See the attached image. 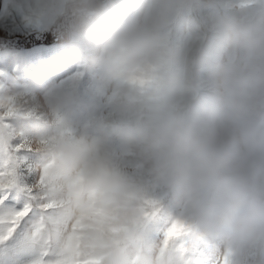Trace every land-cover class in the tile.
<instances>
[{
    "label": "clouds",
    "instance_id": "1",
    "mask_svg": "<svg viewBox=\"0 0 264 264\" xmlns=\"http://www.w3.org/2000/svg\"><path fill=\"white\" fill-rule=\"evenodd\" d=\"M42 7H52L40 0ZM60 35L97 70L136 116L124 139L152 180L172 190L200 230L230 248H249L264 260V4L243 0H57ZM200 18L207 40L174 43L178 20ZM233 53L234 55H228ZM24 136L39 145L61 173L55 195L76 217L86 216L89 189L109 190L123 212L143 197L120 157L97 139L77 136L40 115L37 100L18 94ZM133 194L128 198V194ZM64 249L72 241L47 230ZM128 264L118 246L80 239ZM123 244L143 264H173L145 236L143 223Z\"/></svg>",
    "mask_w": 264,
    "mask_h": 264
},
{
    "label": "rangeland",
    "instance_id": "2",
    "mask_svg": "<svg viewBox=\"0 0 264 264\" xmlns=\"http://www.w3.org/2000/svg\"><path fill=\"white\" fill-rule=\"evenodd\" d=\"M49 2L52 7H42L40 0H0V95L22 93L25 99L41 103L39 114L44 119L70 129L77 136L99 140L103 147L121 158L134 180L142 181L143 197L137 206L117 212L108 198L109 190L89 189L86 192L87 215L76 217L55 195L61 176L55 159L39 147L43 139L28 137L34 150L25 153L29 176L35 179L37 173H43V183L37 187L41 203L51 205L45 213L46 228L71 240V249L81 261L110 264L107 253L81 246L80 239L90 235L96 241L118 246L128 264H143L139 253L132 251L123 241L131 238L134 226L143 223L146 239L161 254V241L155 234V227H163V223L155 225L150 215L154 204L161 210L162 221L181 218L200 226L195 217L179 204L172 190L152 180L142 161L125 141V128L134 121L136 114L125 107L96 69L68 47L57 26V0ZM242 2L232 0L235 6ZM254 2L264 4V0ZM220 10L234 8H206L195 14V20H178L168 31L169 38L176 44L192 39L207 40L209 34L203 31L200 18L208 12ZM18 39L23 41L16 42ZM27 122L22 116L12 119L16 128ZM132 196L128 194L129 199ZM27 233L25 228L0 246V264H28L39 255L40 246L31 242ZM215 242L222 255L231 252L232 264H264L261 254L252 249L230 248L221 241Z\"/></svg>",
    "mask_w": 264,
    "mask_h": 264
},
{
    "label": "snow or ice",
    "instance_id": "3",
    "mask_svg": "<svg viewBox=\"0 0 264 264\" xmlns=\"http://www.w3.org/2000/svg\"><path fill=\"white\" fill-rule=\"evenodd\" d=\"M18 108V96L0 95V246L27 228L28 239L40 246L39 255L28 264H91L79 260L73 249L60 247L47 231L45 213L51 205L41 203L37 186L43 183V173L35 179L29 176L25 153L34 150L29 138L12 123L20 116ZM150 215L155 225L163 223L155 227V234L161 241V254L170 252L173 264H232L231 252L222 255L216 242L196 225L181 218L162 221L155 204Z\"/></svg>",
    "mask_w": 264,
    "mask_h": 264
},
{
    "label": "trees",
    "instance_id": "4",
    "mask_svg": "<svg viewBox=\"0 0 264 264\" xmlns=\"http://www.w3.org/2000/svg\"><path fill=\"white\" fill-rule=\"evenodd\" d=\"M20 41H23V40H19V39H18V40H16V42H20Z\"/></svg>",
    "mask_w": 264,
    "mask_h": 264
}]
</instances>
